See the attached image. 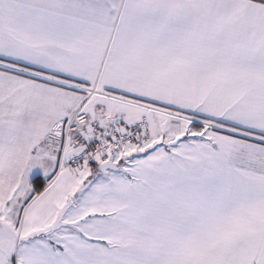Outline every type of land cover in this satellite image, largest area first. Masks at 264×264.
<instances>
[{
    "label": "snow or ice",
    "instance_id": "snow-or-ice-1",
    "mask_svg": "<svg viewBox=\"0 0 264 264\" xmlns=\"http://www.w3.org/2000/svg\"><path fill=\"white\" fill-rule=\"evenodd\" d=\"M0 264H264V0H0Z\"/></svg>",
    "mask_w": 264,
    "mask_h": 264
}]
</instances>
